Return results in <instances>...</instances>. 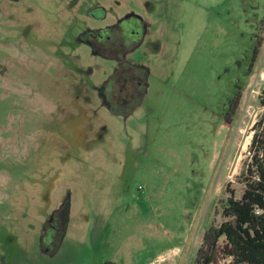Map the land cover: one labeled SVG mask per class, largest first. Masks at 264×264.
Masks as SVG:
<instances>
[{
    "label": "rangeland",
    "instance_id": "rangeland-1",
    "mask_svg": "<svg viewBox=\"0 0 264 264\" xmlns=\"http://www.w3.org/2000/svg\"><path fill=\"white\" fill-rule=\"evenodd\" d=\"M126 14L136 46L95 48ZM263 22L264 0H0V264H195L245 188ZM124 63L145 77L126 115Z\"/></svg>",
    "mask_w": 264,
    "mask_h": 264
},
{
    "label": "trees",
    "instance_id": "trees-1",
    "mask_svg": "<svg viewBox=\"0 0 264 264\" xmlns=\"http://www.w3.org/2000/svg\"><path fill=\"white\" fill-rule=\"evenodd\" d=\"M260 46L257 38L249 76ZM243 87L231 99L233 110L238 107ZM259 104L264 107V89L259 95ZM250 135L252 157L243 172L244 191L240 197L232 195L223 203L222 221L212 223L204 232L195 264H219L220 260H226L227 264H264V112L261 121L252 123ZM102 264L116 263L107 260Z\"/></svg>",
    "mask_w": 264,
    "mask_h": 264
},
{
    "label": "flooded vegetation",
    "instance_id": "flooded-vegetation-1",
    "mask_svg": "<svg viewBox=\"0 0 264 264\" xmlns=\"http://www.w3.org/2000/svg\"><path fill=\"white\" fill-rule=\"evenodd\" d=\"M145 28L142 21L137 19V17L126 14L123 18L118 19L114 26L96 30L89 33L88 36L92 39L95 48L101 49L105 54L110 56H120L136 46V43L139 41V35L144 33V31L146 33ZM251 56L249 57L250 63L252 61ZM144 86V72L130 64L124 63L122 73H118L111 81L106 96L114 111L126 115L132 110L134 102L138 99L139 93L143 91ZM236 86L239 87L238 84ZM230 115H233L231 100L226 109V117ZM54 217L56 216L54 215ZM53 218L51 219L53 225L62 233L64 230L63 221L59 220L58 222L57 219L55 220ZM57 236H59V233L53 235L54 240H56Z\"/></svg>",
    "mask_w": 264,
    "mask_h": 264
},
{
    "label": "built area",
    "instance_id": "built-area-1",
    "mask_svg": "<svg viewBox=\"0 0 264 264\" xmlns=\"http://www.w3.org/2000/svg\"><path fill=\"white\" fill-rule=\"evenodd\" d=\"M261 81H262V84H261V89H260V92L256 91L254 88H252V92L251 93H254L255 95L257 94L258 96L261 95L263 89H264V77H261ZM263 112H264V107H261ZM263 116V115H262ZM262 117L260 118V121H261ZM247 156L249 157V159L252 157V152L251 150H248L247 151Z\"/></svg>",
    "mask_w": 264,
    "mask_h": 264
}]
</instances>
